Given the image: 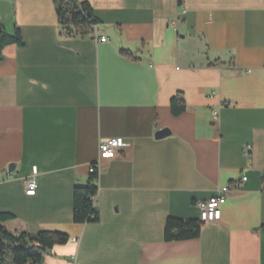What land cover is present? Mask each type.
Returning <instances> with one entry per match:
<instances>
[{"label":"crops","instance_id":"crops-1","mask_svg":"<svg viewBox=\"0 0 264 264\" xmlns=\"http://www.w3.org/2000/svg\"><path fill=\"white\" fill-rule=\"evenodd\" d=\"M79 1L102 25L68 38L53 0H0L25 43L0 62V214L14 216L0 225L68 235L43 264H264V0ZM109 139L125 143L112 159ZM99 161V220L75 224L74 188ZM215 196L220 222L164 242L168 218L199 220Z\"/></svg>","mask_w":264,"mask_h":264},{"label":"trees","instance_id":"trees-1","mask_svg":"<svg viewBox=\"0 0 264 264\" xmlns=\"http://www.w3.org/2000/svg\"><path fill=\"white\" fill-rule=\"evenodd\" d=\"M61 34L68 38L84 37L90 30L101 26L92 6L86 1L53 0ZM24 48L22 33L14 28L12 33L0 30V62L4 60L2 51L5 47ZM126 58L135 60L132 55L122 53ZM225 64L216 61L210 68L223 67ZM186 103L183 94L179 93L171 100V113L178 117L185 113ZM98 173L89 175L87 186H77L73 191V222L78 225L96 223L99 213L89 197L98 193L95 181ZM11 214H0V223L13 220ZM203 223L200 220H181L168 218L163 232L166 243L196 240L201 235ZM70 238L59 232L41 231L35 234L21 233L14 235L0 225V264H43L46 253L56 246L66 245Z\"/></svg>","mask_w":264,"mask_h":264},{"label":"built area","instance_id":"built-area-1","mask_svg":"<svg viewBox=\"0 0 264 264\" xmlns=\"http://www.w3.org/2000/svg\"><path fill=\"white\" fill-rule=\"evenodd\" d=\"M92 37L98 43H105L107 41L106 38L98 37L97 33H93ZM125 146V143L122 139H109L107 141H103L100 143L99 151L102 157L112 159L114 158L118 152H120ZM250 149L247 148L245 153H249ZM101 164L100 161L98 163L92 164L89 167V175L98 173V179L95 181V184L98 188L99 182V173H100ZM33 177L25 182L26 186V195L29 197H33L36 195L37 183L35 177L38 174L37 167H33L32 169ZM244 181H247V178H244ZM93 207L97 208V194L89 197ZM223 198L221 196H215L210 198L209 200L198 202L197 208L200 211V222L208 223V222H220L222 218L221 204ZM76 239H73V242H76Z\"/></svg>","mask_w":264,"mask_h":264},{"label":"water","instance_id":"water-1","mask_svg":"<svg viewBox=\"0 0 264 264\" xmlns=\"http://www.w3.org/2000/svg\"><path fill=\"white\" fill-rule=\"evenodd\" d=\"M1 29H2V28H1V24H0V30H1ZM170 134H171V132H170L168 129H164V130L158 131V132L156 133L155 137H156V139H163V138L169 136ZM14 169H15V165H11V166L9 167V171H10V172L14 171Z\"/></svg>","mask_w":264,"mask_h":264}]
</instances>
